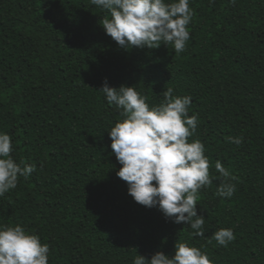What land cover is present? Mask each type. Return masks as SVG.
<instances>
[{"label":"trees","instance_id":"1","mask_svg":"<svg viewBox=\"0 0 264 264\" xmlns=\"http://www.w3.org/2000/svg\"><path fill=\"white\" fill-rule=\"evenodd\" d=\"M189 6L191 39L175 55L172 45L120 47L100 23L110 13L91 0H0V134L18 164L36 168L0 196V231L38 235L49 264H134L174 257L178 242L213 264H264V0ZM105 80L136 87L150 107L166 87L192 97L189 143L205 145L213 178L197 201L204 238L129 195L109 135L123 117L100 92ZM218 161L237 178L231 198L217 195ZM220 229L236 236L227 248L208 242Z\"/></svg>","mask_w":264,"mask_h":264},{"label":"clouds","instance_id":"2","mask_svg":"<svg viewBox=\"0 0 264 264\" xmlns=\"http://www.w3.org/2000/svg\"><path fill=\"white\" fill-rule=\"evenodd\" d=\"M214 3V0H211ZM111 19L101 23L106 34L124 49H159L174 46L175 55L186 51L191 39L188 25L194 11L189 0L166 4L164 0H91ZM233 5L235 0H232ZM109 105L120 110L122 121L109 132L111 148L122 168L118 177L129 186V195L148 209L158 208L168 221L189 224L193 237H205V218L198 215L197 201L204 188H211L210 162L205 145L189 143L198 128V116H188L191 96H174L166 87L160 105L150 107L147 97L136 87H109L105 80L100 90ZM240 145L243 138H228ZM12 137L0 134V196L17 188L20 177L28 178L36 171L34 165L21 166L12 158ZM220 174L217 195L231 198L236 192L232 181L237 178L221 162L215 165ZM187 229V228H185ZM184 229V230H185ZM183 230V231H184ZM236 236L231 229L216 231L215 240L225 248ZM174 257L157 252L148 258L137 255L134 264H213L207 254L187 243L175 245ZM50 248L38 235L28 234L22 226L0 231V264H49Z\"/></svg>","mask_w":264,"mask_h":264}]
</instances>
